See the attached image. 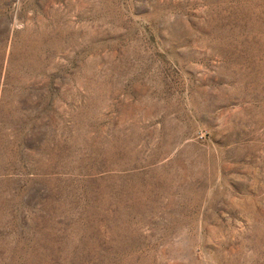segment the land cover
Returning <instances> with one entry per match:
<instances>
[{"label": "rangeland", "instance_id": "rangeland-1", "mask_svg": "<svg viewBox=\"0 0 264 264\" xmlns=\"http://www.w3.org/2000/svg\"><path fill=\"white\" fill-rule=\"evenodd\" d=\"M0 264H264V0H0Z\"/></svg>", "mask_w": 264, "mask_h": 264}]
</instances>
